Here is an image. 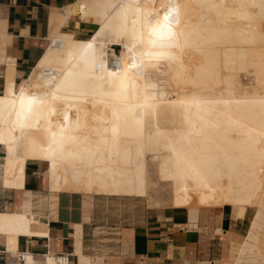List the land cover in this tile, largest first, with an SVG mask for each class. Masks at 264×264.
<instances>
[{
    "label": "bare ground",
    "instance_id": "1",
    "mask_svg": "<svg viewBox=\"0 0 264 264\" xmlns=\"http://www.w3.org/2000/svg\"><path fill=\"white\" fill-rule=\"evenodd\" d=\"M47 14L40 73L17 88L0 35V140L12 145L24 131L26 157L57 164L64 191L150 197L151 156L173 206L193 214L229 204L236 219L247 215L230 260L264 264V0H76ZM165 15L163 36L153 35ZM73 16L94 24L87 39L60 30ZM160 64L185 94L152 98L147 75ZM241 72L253 78L252 93ZM47 257L42 264H54Z\"/></svg>",
    "mask_w": 264,
    "mask_h": 264
},
{
    "label": "crops",
    "instance_id": "2",
    "mask_svg": "<svg viewBox=\"0 0 264 264\" xmlns=\"http://www.w3.org/2000/svg\"><path fill=\"white\" fill-rule=\"evenodd\" d=\"M75 1L0 0V35L7 37L5 54L14 60V88L31 72L40 73L34 66L48 43L47 13ZM94 29L78 16L60 27L78 39ZM96 38L105 40V33ZM5 75L0 61V96ZM58 183V165L27 158L17 130L12 145L0 140V264H10L9 253L17 250L39 264L59 253L69 256V264H233L230 243L244 241L247 215L236 219L229 204L191 214L184 206L132 204L126 199L132 195L64 191ZM52 192H57L53 204L47 199ZM258 245L264 252V229Z\"/></svg>",
    "mask_w": 264,
    "mask_h": 264
},
{
    "label": "rangeland",
    "instance_id": "3",
    "mask_svg": "<svg viewBox=\"0 0 264 264\" xmlns=\"http://www.w3.org/2000/svg\"><path fill=\"white\" fill-rule=\"evenodd\" d=\"M107 37V35L105 34ZM115 52L118 54L120 52V47L115 45ZM165 67L163 65H159V67L154 68L147 77L150 79L148 82V88H150L152 98L164 100L173 98L176 93L183 95L186 93L185 89L179 85L177 89H175L172 85L171 78L164 73ZM163 72V73H162ZM240 82L242 83V87L244 88L246 93H252L254 89L253 78L246 72H241L240 74ZM158 89L160 93L158 94ZM195 96H199V93H195ZM203 95V94H202ZM7 121H10L11 118L7 117ZM20 124V123H19ZM18 132L20 146L24 147L25 145V132L16 129ZM150 164L148 167V173L150 178V197L146 198H138V197H126L129 199L131 203H138L140 205H147L149 207H160V206H171L172 205L171 197L174 195V190L172 185L169 182L160 181L158 178V169L155 161H151V156H149Z\"/></svg>",
    "mask_w": 264,
    "mask_h": 264
},
{
    "label": "built area",
    "instance_id": "4",
    "mask_svg": "<svg viewBox=\"0 0 264 264\" xmlns=\"http://www.w3.org/2000/svg\"><path fill=\"white\" fill-rule=\"evenodd\" d=\"M24 252L16 251L15 253H9L10 264H26ZM46 252L43 256H47ZM54 264H69V256L65 253H59L52 256Z\"/></svg>",
    "mask_w": 264,
    "mask_h": 264
},
{
    "label": "snow or ice",
    "instance_id": "5",
    "mask_svg": "<svg viewBox=\"0 0 264 264\" xmlns=\"http://www.w3.org/2000/svg\"><path fill=\"white\" fill-rule=\"evenodd\" d=\"M164 20H165V22H166L165 25H162V26L160 27L159 32H157V30L154 28V29H153V35H160V36H163L164 31H165V28L167 27V23L170 22V20H169V16H168V15H165Z\"/></svg>",
    "mask_w": 264,
    "mask_h": 264
}]
</instances>
